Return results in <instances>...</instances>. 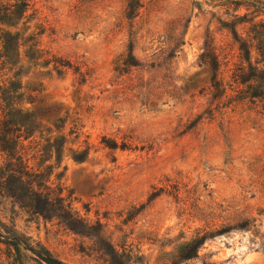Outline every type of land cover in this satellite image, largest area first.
Returning <instances> with one entry per match:
<instances>
[{
	"label": "rangeland",
	"instance_id": "1",
	"mask_svg": "<svg viewBox=\"0 0 264 264\" xmlns=\"http://www.w3.org/2000/svg\"><path fill=\"white\" fill-rule=\"evenodd\" d=\"M234 1L0 0V97L33 121L17 151L71 207L0 196L4 230L63 264H264V0ZM15 260L47 264L0 243Z\"/></svg>",
	"mask_w": 264,
	"mask_h": 264
},
{
	"label": "trees",
	"instance_id": "2",
	"mask_svg": "<svg viewBox=\"0 0 264 264\" xmlns=\"http://www.w3.org/2000/svg\"><path fill=\"white\" fill-rule=\"evenodd\" d=\"M29 1V0H26ZM243 1L235 0L232 4L237 6L239 9L243 3ZM23 6L28 7L29 4L27 2L22 3ZM250 6V5H248ZM10 9H7L9 11ZM15 15V11L10 13V17ZM239 17V15H237ZM0 20V26H3L4 23ZM263 26V25H262ZM0 31L4 32V29H0ZM12 36L10 33L3 34L0 36V43L2 44L4 53L1 57H5L9 59V54L16 49H19V46L16 48V44H14V39H11ZM15 45V47H14ZM263 45V43H262ZM241 50L247 51V61L251 60V51L246 50V48H241ZM260 52V56L262 60L258 62V64L264 63V49L263 47L258 48ZM206 55L204 54V59ZM51 62L48 63L50 65ZM66 66L62 64H54V70H56L59 74L65 69ZM214 67V64H213ZM242 77V76H241ZM255 82L264 83V69H261L259 74H253L250 78ZM6 95L12 94V87L5 91ZM5 95V94H4ZM256 96H264V91L261 94H257ZM14 96H1L3 103L7 102L6 107H3L0 104V116H2V120L0 123V151L7 157L8 160V168L5 170L6 174L8 175L7 181H2L0 183V196H8L9 198L13 199L14 202L21 204V207L31 208L29 209L33 214H40L43 215L50 210H47V206H56L59 205L60 211H64L65 208H71L70 205L67 207L64 205L66 201L59 194L54 200L50 198L51 193H45L48 188H44L42 184H39V180L41 174L37 171H34L33 168L29 165V160L24 161L23 155H21L17 151V147L22 142V138L25 136L24 141H27L31 135L28 133V128L31 126L33 121L26 117L24 112L19 108V104L15 99ZM22 146V145H21ZM117 148V146L112 147ZM9 180H12L14 186L11 188ZM14 180V181H13ZM27 186L28 193L31 194L32 198L36 203L35 206L26 205L24 199L27 196H24L22 193L24 187ZM23 188V189H22ZM43 188L45 189L43 191ZM67 221L70 223L78 222L77 219H73L72 216L67 218ZM4 224L0 222V243H3L9 247L14 248L18 253H20V249L23 248L24 250L30 251L36 257L47 264H63L60 260L54 258L49 252L44 251H37L24 242L19 236L17 232H7L4 230ZM4 240L5 242H3ZM206 242V237H198L196 240L188 244L184 250L180 252V256L183 259H192V258H199L200 250L203 248ZM13 264H19L17 260L14 261Z\"/></svg>",
	"mask_w": 264,
	"mask_h": 264
}]
</instances>
